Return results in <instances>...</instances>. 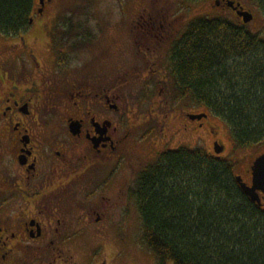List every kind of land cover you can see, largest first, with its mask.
<instances>
[{"label": "flooded vegetation", "instance_id": "1", "mask_svg": "<svg viewBox=\"0 0 264 264\" xmlns=\"http://www.w3.org/2000/svg\"><path fill=\"white\" fill-rule=\"evenodd\" d=\"M47 2L28 28L0 32V264H77L71 246H104L118 214H132L130 203L161 155L186 146L212 116L190 111L195 96L173 73L177 48L197 19L161 12L157 1L133 21L129 67L119 72L109 61L87 71L89 64H72L85 39L71 26L90 19H42ZM239 3L216 0L215 7L242 26ZM262 154L249 156L248 181L233 170L240 189L238 178L252 186ZM241 191L264 211L263 192L259 203ZM98 264H108L106 256Z\"/></svg>", "mask_w": 264, "mask_h": 264}, {"label": "trees", "instance_id": "2", "mask_svg": "<svg viewBox=\"0 0 264 264\" xmlns=\"http://www.w3.org/2000/svg\"><path fill=\"white\" fill-rule=\"evenodd\" d=\"M255 1L264 15V0ZM38 3L0 0V32L28 28ZM174 59V76L226 123L233 150L264 142V41L257 34L228 19L198 18ZM233 170L231 160L202 146L161 155L134 196L142 241L158 264H264V211L242 193Z\"/></svg>", "mask_w": 264, "mask_h": 264}, {"label": "rangeland", "instance_id": "3", "mask_svg": "<svg viewBox=\"0 0 264 264\" xmlns=\"http://www.w3.org/2000/svg\"><path fill=\"white\" fill-rule=\"evenodd\" d=\"M48 1V2H47ZM45 16L42 19L54 18L58 14H71L76 12L79 15H88L90 20L80 27L77 35H82L85 42H81L84 50H79L76 54H71L73 65L81 68L86 64L87 71H93L96 67L109 64V61L116 63L117 71L127 69L128 51L126 41L132 29L138 30L133 21L144 12H149L151 7L159 5V11L170 13L171 15H187L194 21L198 18H222L241 25L238 19L230 10L222 7L215 8L216 0H47ZM39 0L36 4L39 7ZM246 10L254 15V19L242 25L244 31L257 34L264 41V15L255 0H239ZM153 4V5H152ZM151 5V7H150ZM80 10L78 7H80ZM72 9V10H70ZM83 12V13H82ZM35 12L33 13L34 17ZM41 17V16H40ZM78 17V15L76 16ZM173 17V16H172ZM132 24V26H131ZM89 32L93 36L89 40ZM77 36L78 39H80ZM86 40L88 41L86 43ZM86 43V45H85ZM79 44V43H78ZM104 47L110 48V55L104 53ZM196 107L190 111L208 112L206 108L195 103ZM210 124V125H209ZM209 124L199 127L196 134L186 139V146L193 148L202 146L210 154H215V144L213 141L219 140V144L226 149L222 159H229L234 163V171L240 174L246 181L249 180L245 174L249 156L258 155L264 151V142L251 145L237 151L232 148V138L229 128L221 119L211 116ZM216 132L213 134L212 130ZM132 214L125 216L118 214L116 219V231L111 236L108 232L105 247L95 243H86L71 246L74 262L77 264H98V261L106 256L108 264H158L156 255L151 252L142 241V220L140 218L135 202L130 203ZM116 236V237H115ZM116 238V239H114ZM167 264H173L168 261Z\"/></svg>", "mask_w": 264, "mask_h": 264}, {"label": "water", "instance_id": "4", "mask_svg": "<svg viewBox=\"0 0 264 264\" xmlns=\"http://www.w3.org/2000/svg\"><path fill=\"white\" fill-rule=\"evenodd\" d=\"M47 0H40V4L42 7L45 6V2ZM43 9H40L39 12H42ZM236 12L243 17V20L245 23H249L254 19V15L250 12H240L237 9H235ZM197 119H201L202 117H207V115H196L194 116ZM225 151V147L219 145L218 142L215 143V152L216 154L220 155ZM252 186H248L246 183L242 181L241 178H238L237 181L242 188V190L248 195V197L255 201L260 203V197L258 194V191H261L264 193V154L259 156L252 167Z\"/></svg>", "mask_w": 264, "mask_h": 264}]
</instances>
